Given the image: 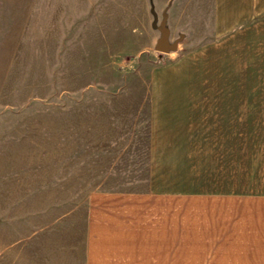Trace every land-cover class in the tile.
Masks as SVG:
<instances>
[{
  "label": "crops",
  "instance_id": "0c3cea01",
  "mask_svg": "<svg viewBox=\"0 0 264 264\" xmlns=\"http://www.w3.org/2000/svg\"><path fill=\"white\" fill-rule=\"evenodd\" d=\"M193 11L209 65L185 66L179 44L158 52L154 36L144 177L87 180L95 189L76 200L53 191L76 238L44 249L47 264H264V0H195Z\"/></svg>",
  "mask_w": 264,
  "mask_h": 264
},
{
  "label": "rangeland",
  "instance_id": "374dc122",
  "mask_svg": "<svg viewBox=\"0 0 264 264\" xmlns=\"http://www.w3.org/2000/svg\"><path fill=\"white\" fill-rule=\"evenodd\" d=\"M194 3L0 0V264H47L50 244L75 241L69 203H52L53 191L76 200L95 189L87 180L144 177L147 48L165 35L185 66H208L204 42L194 43ZM66 180L74 186L56 187Z\"/></svg>",
  "mask_w": 264,
  "mask_h": 264
},
{
  "label": "water",
  "instance_id": "95a60500",
  "mask_svg": "<svg viewBox=\"0 0 264 264\" xmlns=\"http://www.w3.org/2000/svg\"><path fill=\"white\" fill-rule=\"evenodd\" d=\"M156 50L160 52H165L167 50V46L165 45V35L162 39H160L156 45Z\"/></svg>",
  "mask_w": 264,
  "mask_h": 264
}]
</instances>
